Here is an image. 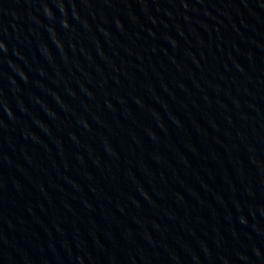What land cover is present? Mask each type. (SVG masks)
I'll return each instance as SVG.
<instances>
[{
  "label": "water",
  "instance_id": "water-1",
  "mask_svg": "<svg viewBox=\"0 0 264 264\" xmlns=\"http://www.w3.org/2000/svg\"><path fill=\"white\" fill-rule=\"evenodd\" d=\"M0 264H264V0H0Z\"/></svg>",
  "mask_w": 264,
  "mask_h": 264
}]
</instances>
